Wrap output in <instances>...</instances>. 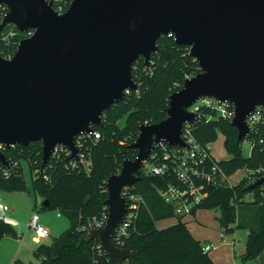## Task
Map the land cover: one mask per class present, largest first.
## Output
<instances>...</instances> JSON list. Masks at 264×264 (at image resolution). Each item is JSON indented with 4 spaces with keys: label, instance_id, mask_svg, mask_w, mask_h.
<instances>
[{
    "label": "water",
    "instance_id": "1",
    "mask_svg": "<svg viewBox=\"0 0 264 264\" xmlns=\"http://www.w3.org/2000/svg\"><path fill=\"white\" fill-rule=\"evenodd\" d=\"M0 4L7 10L0 30L12 24L31 31L11 58L0 56V144L40 142L42 167L59 145L78 159L76 136L101 126L103 112L125 90H138L131 66L139 57L148 66L160 36L171 34L198 63L200 71L169 95L166 118L138 127L129 145L135 159L124 160L105 182L106 222L85 234L114 262L135 258L112 241L127 208L121 190L140 179L156 145L187 147L182 127L197 117L188 108L201 98L230 104L239 143L251 133L250 114L260 107L264 115V0H71L63 13L46 0ZM0 164L10 169L1 151ZM257 186L264 199V174L248 188Z\"/></svg>",
    "mask_w": 264,
    "mask_h": 264
},
{
    "label": "trees",
    "instance_id": "2",
    "mask_svg": "<svg viewBox=\"0 0 264 264\" xmlns=\"http://www.w3.org/2000/svg\"><path fill=\"white\" fill-rule=\"evenodd\" d=\"M30 33L16 31L12 56L18 42ZM156 45L158 51L150 55L147 67L142 57L137 58L131 66L138 91H130L122 101L105 110L101 126H92L100 138L89 142L91 169L88 174L67 167L69 157L63 154L51 157L42 167L40 142L2 149L10 172H6V168L0 164V191L29 193L21 165L25 162L30 176L38 169L48 178L30 179L31 191L41 199L34 208H37V212L56 210L69 222L68 229L54 237L49 245L39 244L35 248L33 254L39 259L38 264H214L209 251H203V246L191 235L186 222L177 219L167 227L156 226L159 221L173 218L172 207L165 204L157 193L166 180L142 173L129 190L140 196L143 204L139 206L134 226L121 245L134 252L136 257L114 262L99 251L98 239L85 238L88 222L103 212L107 199V178L120 171L124 160H134L136 157V150L129 145L134 142L138 127L164 120L169 95L181 89L185 79L200 71L198 63L189 56L188 48L177 45L173 36H160ZM209 116L211 118L207 119ZM123 118L125 123L119 127L118 123ZM191 131L196 143L201 146L215 142L218 134L223 136L224 149L229 158L217 161V167L226 177L242 169L248 172V176L236 185L208 187L207 197L197 210L218 209L219 227L226 235L236 230L248 232L243 261L264 258L263 188H248L254 178L262 175L256 174V171L264 170L263 112L244 140L250 143L248 156L243 155V141H237V130L230 125V121L217 117L210 109L200 110ZM247 195H252V200L246 201ZM44 201H47V205ZM4 236L16 237V231L0 222V241Z\"/></svg>",
    "mask_w": 264,
    "mask_h": 264
},
{
    "label": "built area",
    "instance_id": "3",
    "mask_svg": "<svg viewBox=\"0 0 264 264\" xmlns=\"http://www.w3.org/2000/svg\"><path fill=\"white\" fill-rule=\"evenodd\" d=\"M52 4L53 9L58 13H63L68 7L71 0H46ZM66 10V9H65ZM6 7L0 4V23L6 14ZM18 31L12 24H7L0 30V56L6 59L12 57L11 50L14 46L13 38ZM19 32V31H18ZM31 34V33H30ZM167 36H172L168 34ZM18 45V44H17ZM138 91V90H136ZM130 90H125V95ZM207 108L215 112L217 117L230 121L233 117V108L228 103H219L213 99H198L188 111L197 115L196 120L200 116V110ZM262 108L257 107L255 111L247 118V124L252 126L262 117ZM211 116L207 117L210 119ZM147 124V123H144ZM192 123H184L181 131V139L187 147L173 146L169 147L165 143L156 145L148 158H146L140 167V173L148 177H156L166 180L162 188L157 190L162 201L170 205L173 209V219L186 222L194 217L198 211L200 203L207 197L208 187H218L222 185L232 186L229 177L217 167V160L211 154L212 144L204 146L196 143L192 136ZM100 138L99 133L91 129L89 132L81 133L75 138V145L78 148L77 160L71 158L69 150L63 146H55L51 157H60L62 154L69 157L67 167L88 174L91 169L90 146L89 142H94ZM14 146V145H13ZM4 148L0 144V151ZM49 158V159H50ZM10 172V169H6ZM264 174V170H257L256 174ZM254 175V173H253ZM261 175V176H262ZM248 176V175H247ZM42 177L44 180L48 178L43 175L41 170H34L30 179ZM131 186L123 187L121 195L126 199L127 208L122 222L113 233L112 241L119 247H122L123 238L129 234V230L133 228L134 221L137 216L138 208L143 204V199L130 192ZM39 205V203H38ZM10 207L0 202V222L12 228L18 226V222L9 215ZM107 219V206L103 208V212L99 217L92 218L87 229L103 227ZM26 228L31 231L36 241H42L49 237V231L40 224V218L37 208L32 210L31 215L26 223ZM84 229V228H83ZM219 239L221 242L230 247L234 246V239L225 242L226 234L220 228ZM102 252L100 245L97 246ZM214 248L213 244L203 246V251L207 252ZM103 253V252H102Z\"/></svg>",
    "mask_w": 264,
    "mask_h": 264
},
{
    "label": "rangeland",
    "instance_id": "4",
    "mask_svg": "<svg viewBox=\"0 0 264 264\" xmlns=\"http://www.w3.org/2000/svg\"><path fill=\"white\" fill-rule=\"evenodd\" d=\"M125 118L119 121V127H123ZM223 136L218 134L215 142L211 146V154L217 161L227 160L229 154L224 149ZM243 155L248 156L250 152V143L248 141L242 142ZM23 175L29 189V193L21 192H4L0 191V202L7 204L10 207L9 215L18 222L15 230L20 231L23 236V245L18 242L2 240V244L9 245V254L3 257L0 264H8V258L15 248H19L18 263L23 264H38L39 259L36 258L31 250L34 244L31 241L33 236L31 231L26 228V223L32 210H35L34 205H38L41 201L31 191L30 187V173L25 162L21 163ZM248 174L244 169L238 170L229 177L231 185H236L239 181ZM246 201L252 200V195L245 197ZM198 222L188 220V228L192 234L201 243L202 246L213 244L214 248L209 251V256L213 258L216 263L232 264V258L235 264H264V258L258 257L254 261H243L242 255L244 253L245 241L247 236L246 230H236L234 235L227 234L225 242H230L234 239V246L230 247L221 242L218 237L219 223L217 217L219 216L218 209H202L200 211ZM40 224L49 231V237L43 239L41 242L49 245L54 237L59 236L69 227L68 220L61 214L57 216L56 210H42L38 212ZM173 223V219H165L156 223L158 228H164ZM9 243V244H8Z\"/></svg>",
    "mask_w": 264,
    "mask_h": 264
},
{
    "label": "crops",
    "instance_id": "5",
    "mask_svg": "<svg viewBox=\"0 0 264 264\" xmlns=\"http://www.w3.org/2000/svg\"><path fill=\"white\" fill-rule=\"evenodd\" d=\"M201 210H198L196 213H195V215H194V217L192 218V219H190V221H195V222H198V219H199V217H200V212ZM57 216H59V213L57 212ZM171 219H173V218H171ZM176 220L175 219H173V223L175 222ZM172 223V224H173ZM188 220L186 221V226H187V228H188ZM169 226V225H168ZM167 227V226H166ZM15 229V228H14ZM188 230H189V228H188ZM219 230H220V227H219V229H218V236H219ZM16 231V237H12V236H4L2 239H1V241H0V261L1 260H3V257L4 256H7L8 254H9V250H10V248H9V245H6V244H2V240L3 239H6V241H14V242H18L20 245H23V236H22V234H21V232L20 231H17V230H15ZM189 232L191 233V235L194 237V235L192 234V232H191V230H189ZM50 235V234H49ZM232 235H234V233L232 234ZM194 239H196V237H194ZM197 240V239H196ZM31 241H32V243L34 244V246H33V248H31V250H32V252L35 250V248L39 245V244H44V243H42L41 241H36L34 238H33V236L31 237ZM9 244V243H8ZM19 248L17 247V248H15L12 252H11V255H10V257L8 258V264H17V258H18V256H19V250H18ZM211 258V257H210ZM211 260H212V262L214 263V264H224V263H216V261L213 259V258H211ZM232 264H235V261H234V259L232 258Z\"/></svg>",
    "mask_w": 264,
    "mask_h": 264
}]
</instances>
